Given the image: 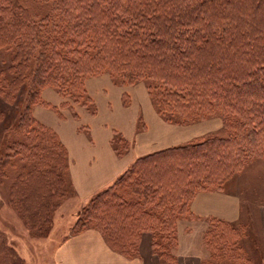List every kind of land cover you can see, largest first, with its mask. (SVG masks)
<instances>
[{
  "label": "trees",
  "instance_id": "16d2710c",
  "mask_svg": "<svg viewBox=\"0 0 264 264\" xmlns=\"http://www.w3.org/2000/svg\"><path fill=\"white\" fill-rule=\"evenodd\" d=\"M37 2L51 3L59 37L49 40L21 0H0V49L14 50L7 69L13 78L4 87L0 82V97L12 104L23 81L32 86L18 123L27 145L19 144L15 153L44 162L39 171L59 179L67 169L58 137L32 116L33 105L48 107L39 95L44 88L86 105L85 81L108 74L122 87L144 83L156 113L168 123L221 114L226 136L136 158L91 204L93 216L100 212L114 226L109 235L99 226L105 218L96 225L111 250L133 258L141 234L150 232L162 263L176 264V223L192 217L195 195L223 190L249 160L264 158V26L252 21L259 7L248 0ZM125 190L134 200L125 199ZM207 221L202 264H252L241 245V227Z\"/></svg>",
  "mask_w": 264,
  "mask_h": 264
},
{
  "label": "rangeland",
  "instance_id": "374dc122",
  "mask_svg": "<svg viewBox=\"0 0 264 264\" xmlns=\"http://www.w3.org/2000/svg\"><path fill=\"white\" fill-rule=\"evenodd\" d=\"M248 1L254 7H259L252 21L256 25L258 24L263 27L264 0ZM21 3L28 10L31 19H33L37 26L41 27L49 40L59 37L61 33H58L60 25L58 19L54 18L51 13V3L42 4L38 3L37 0H21ZM45 19L46 21H44ZM13 55V48L0 49V82L3 87L6 82L11 81L13 78L7 70L12 65ZM34 66L35 61L33 60L31 62V69H34ZM105 75L108 74H102L97 77H104ZM108 77L113 86L117 88L122 87L115 83L109 75ZM99 81L103 82L104 79L101 78ZM31 88L32 86L27 80L23 81V85L16 95V100L12 104H8L0 97V264H59L56 257L58 248L70 236L79 234V230L84 231L89 228L97 230V227L102 226L109 235L115 233L114 226L110 224L108 218L103 214L101 215L100 212H96L98 216H93L94 210L91 208V204L98 193L112 185L114 180L120 177L130 166H127L108 186L88 198L82 199L78 197L70 179L67 149L55 130L36 119L33 111H40L38 115L44 118H50L51 115H56L64 121L61 123L65 127H68L70 121L65 116L68 117L69 115L71 120L79 124L78 133L84 135L90 142L92 141L93 130L100 128L98 127L99 125L111 133V147L116 148L115 150L117 152L120 150L123 153L122 155H124L130 150L131 143L124 137L120 129H118V125L123 123L122 126H129V119L135 114V107L138 108L136 104H131L130 93L133 97L135 94V99L142 98L148 103H151L150 105L152 106L144 83H137L128 87V91L126 89L123 91L121 95L123 109L119 108L117 97H115V93L111 89L104 88L102 91L99 90L94 96L86 89V105L80 104L82 100L75 102L72 98L61 97L52 88L41 89L39 91L40 99L42 102L48 104V107H45L43 103L33 105L31 108L32 116L39 124L51 130L66 150V156L62 159L64 160L62 164L67 169L66 171L62 170L63 173L60 175H63V177L59 175V179H57L51 175L54 174L52 171L49 173L39 171V167H46L44 162L38 161L37 158L23 159L22 156L15 153L19 144L27 145L25 133L19 128L18 123H20L23 108L26 104V97ZM49 93H53L61 100V103L58 104L48 99ZM101 93L102 97L99 100ZM144 107L145 103H142L143 110ZM152 108L154 109L153 106ZM124 109L125 114L122 115L121 113ZM142 113L143 111L141 109L138 113L136 112L138 118L135 125V133L144 132L145 123ZM87 116L89 117L88 122L91 124L89 127L85 123V117ZM204 121L195 122L201 123L197 127H203L200 130L202 134L192 137L182 144L167 146L165 148L180 146L190 142L196 143L203 138L211 136H226L227 132L222 126L220 113H215ZM46 143L48 146L51 142L46 141ZM161 149L164 148L158 150ZM55 159L61 160L60 156L55 157ZM35 161H37L36 164ZM221 192L238 197L241 211L239 220L234 224L228 223L234 227H241L243 229L244 238L241 241L242 248L244 250L245 248L248 251L250 250L256 257L260 254V251L258 252L260 249L258 240L261 238L259 232V209L264 207V158H252L249 160L244 168L227 182ZM124 197L128 201L134 200V197L130 196L128 190L124 191ZM89 218L95 219L89 222ZM103 218L105 219L99 226H96ZM183 222L184 224H182ZM197 222L193 216L177 221L176 242L171 247L172 257L175 258L176 264L177 257L181 252H189L195 248L197 251L198 242L200 241L203 244V234L207 229L208 221L206 220L204 225L201 224V227L204 226L202 230L199 229V223ZM181 225L185 226V230L188 233L192 232L186 236L188 241L187 246H181L179 244L185 240V237L181 235L182 230H184L180 228ZM177 226H179L178 231ZM143 233H149L152 239L150 232ZM201 247L205 251L204 255L207 256V249L205 250L203 245ZM152 252L159 259L160 263L163 264L159 254L155 253L153 248Z\"/></svg>",
  "mask_w": 264,
  "mask_h": 264
},
{
  "label": "crops",
  "instance_id": "0c3cea01",
  "mask_svg": "<svg viewBox=\"0 0 264 264\" xmlns=\"http://www.w3.org/2000/svg\"><path fill=\"white\" fill-rule=\"evenodd\" d=\"M92 78H88L85 81V89L91 95L94 96L99 90L102 91L104 88L111 89L115 93V97H117L119 108H124L121 104V95L125 89L129 90L128 87L117 88L113 86L108 75ZM101 78L104 79L103 82L99 81ZM130 95L131 104H136L138 108L135 107V114L129 119L130 127L122 126L123 123H120L119 127L116 126L131 143L130 150L121 156L111 147L110 140L112 136L109 130L98 125L100 128L93 130L92 141L90 142L84 135L78 133L79 124L71 120L69 115L68 117L65 116L66 119H70L68 127H65L61 123L64 121L56 115L44 118L38 115L40 111H33L36 119L55 130L67 149L70 179L76 194L82 199H86L108 186L134 159L160 148L182 144L192 137L202 134L200 130L203 127H197L201 123L193 125H174L168 123L156 113L155 109L152 108L153 105H150L151 103L142 98L135 99V94L134 97L131 93ZM43 96L45 95L43 94ZM101 97L102 93L99 100ZM48 99L58 104L61 103V100L53 93H49ZM142 103H145L144 110L142 109ZM140 109L143 111L144 132L135 133V125L138 118L136 112L138 113ZM121 114H125V109ZM88 119V116L85 117V123L89 127L91 124L88 122ZM190 212L198 221L200 230L204 229V226L201 227V224L204 225L205 221L210 218L234 224L238 222L240 217V201L238 197L221 191L200 192L191 202ZM259 218L261 238L258 240V245L260 246L258 252L260 251V254L255 257L250 250L248 251L246 248L244 250L252 264H264V207L259 209ZM180 228L184 229L181 235L185 237V240L179 244L187 246L188 241L186 236L192 232L188 233L183 225ZM178 229L179 226H177V231ZM202 245L199 241L197 251L195 248L189 252H181L177 257V264H202L203 258L206 257L204 255L205 251L201 247ZM56 254L59 264H161L152 252V239L149 233L141 235L138 254L133 258H127L111 250L106 245L101 234L91 228L70 236L60 245Z\"/></svg>",
  "mask_w": 264,
  "mask_h": 264
}]
</instances>
